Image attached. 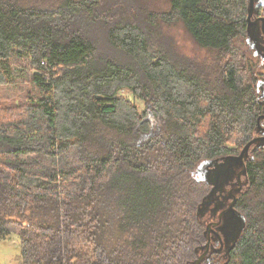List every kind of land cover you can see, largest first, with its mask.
Returning a JSON list of instances; mask_svg holds the SVG:
<instances>
[{
    "label": "trees",
    "instance_id": "obj_1",
    "mask_svg": "<svg viewBox=\"0 0 264 264\" xmlns=\"http://www.w3.org/2000/svg\"><path fill=\"white\" fill-rule=\"evenodd\" d=\"M249 5L0 0V242L19 264L196 263L202 172L264 137ZM245 164L241 230L202 264H264V142Z\"/></svg>",
    "mask_w": 264,
    "mask_h": 264
},
{
    "label": "flooded vegetation",
    "instance_id": "obj_2",
    "mask_svg": "<svg viewBox=\"0 0 264 264\" xmlns=\"http://www.w3.org/2000/svg\"><path fill=\"white\" fill-rule=\"evenodd\" d=\"M256 6L258 9L264 6V0H256ZM256 18L264 19L257 15ZM248 33L257 53L264 57L263 23L259 22L249 29ZM235 160V158L219 160L202 172L205 179L213 181L211 184L213 194L206 207L207 213L210 214L209 221L203 223L207 227L211 226L210 251L205 258L213 257V255H228L232 250L235 237L241 230L242 220L237 215L235 206L233 211H229L244 187V174L240 176L243 169ZM210 206L212 207L210 208Z\"/></svg>",
    "mask_w": 264,
    "mask_h": 264
},
{
    "label": "rangeland",
    "instance_id": "obj_3",
    "mask_svg": "<svg viewBox=\"0 0 264 264\" xmlns=\"http://www.w3.org/2000/svg\"><path fill=\"white\" fill-rule=\"evenodd\" d=\"M172 38H175L179 47L186 54H195V50L193 45H191L190 39H187L183 28H175L171 30ZM187 37V38H186ZM123 95H129L130 99L133 101V98L129 93L123 92ZM212 206H210L211 208ZM209 215L207 212L204 214L202 221H209ZM242 220V219H241ZM20 248L19 244L12 242H0V264H19V256H20Z\"/></svg>",
    "mask_w": 264,
    "mask_h": 264
},
{
    "label": "water",
    "instance_id": "obj_4",
    "mask_svg": "<svg viewBox=\"0 0 264 264\" xmlns=\"http://www.w3.org/2000/svg\"><path fill=\"white\" fill-rule=\"evenodd\" d=\"M257 6H256V0H250V5H249V10H248V18H247V24H248V31L249 29H251L253 26H255L256 24H258L259 22H262L263 23V26H264V19H260V18H256V15H257ZM249 34V33H248ZM264 117H261L258 119V126L260 129L261 126H260V121L261 119H263ZM264 132V130H263ZM259 142H264V137H257L255 138L253 141H251L250 143H248L244 149L241 151L240 155L238 157H236L235 161L237 163L240 164V167L243 169L242 172H240V176L242 174H245L246 173V160L248 158V155H249V152H250V149L252 148V146H254L256 143H259ZM236 204V201L232 204L231 208L229 211H233V207L235 206ZM228 211V212H229ZM210 229H211V226L208 225L207 227V232L205 233L206 236H207V243L205 245V251L204 253L197 259L196 263L195 264H202V262L205 260V257L209 254V251H210Z\"/></svg>",
    "mask_w": 264,
    "mask_h": 264
},
{
    "label": "built area",
    "instance_id": "obj_5",
    "mask_svg": "<svg viewBox=\"0 0 264 264\" xmlns=\"http://www.w3.org/2000/svg\"><path fill=\"white\" fill-rule=\"evenodd\" d=\"M261 18H264V9H263V11L261 12Z\"/></svg>",
    "mask_w": 264,
    "mask_h": 264
},
{
    "label": "bare ground",
    "instance_id": "obj_6",
    "mask_svg": "<svg viewBox=\"0 0 264 264\" xmlns=\"http://www.w3.org/2000/svg\"><path fill=\"white\" fill-rule=\"evenodd\" d=\"M236 166H237V164H236Z\"/></svg>",
    "mask_w": 264,
    "mask_h": 264
}]
</instances>
